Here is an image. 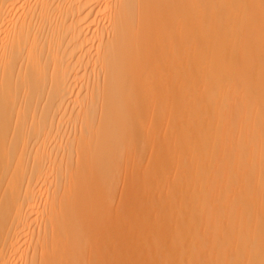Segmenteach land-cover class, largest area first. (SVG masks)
Masks as SVG:
<instances>
[{
    "label": "bare ground",
    "instance_id": "6f19581e",
    "mask_svg": "<svg viewBox=\"0 0 264 264\" xmlns=\"http://www.w3.org/2000/svg\"><path fill=\"white\" fill-rule=\"evenodd\" d=\"M0 264H264V0H0Z\"/></svg>",
    "mask_w": 264,
    "mask_h": 264
}]
</instances>
